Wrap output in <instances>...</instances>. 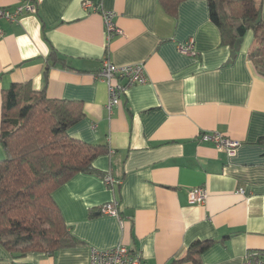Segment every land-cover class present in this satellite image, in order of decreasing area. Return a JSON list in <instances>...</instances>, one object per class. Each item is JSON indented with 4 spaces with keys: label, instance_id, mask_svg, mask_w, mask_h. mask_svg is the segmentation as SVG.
Masks as SVG:
<instances>
[{
    "label": "crops",
    "instance_id": "obj_1",
    "mask_svg": "<svg viewBox=\"0 0 264 264\" xmlns=\"http://www.w3.org/2000/svg\"><path fill=\"white\" fill-rule=\"evenodd\" d=\"M27 1L0 0V10ZM83 1L42 0L36 14L15 23L0 18V120L1 92L13 84L80 103L83 118L68 135L104 146L93 167L119 184L74 176L52 198L80 245L23 258L0 246V264H89L91 250L119 244L143 264H243L246 254L263 253L264 78L248 59L253 33L223 45L206 0L184 1L173 16L158 0H90L114 14L119 33L108 38L101 13ZM251 1L246 10L259 8L264 19V0ZM188 41L194 56L178 50ZM51 51L63 62L47 61ZM103 59L143 65L147 76L110 113L106 86L96 80ZM204 134L239 142L234 157L217 152ZM198 187L207 199L191 205L188 194ZM112 201L120 222L99 212ZM198 241L210 244L194 262H182Z\"/></svg>",
    "mask_w": 264,
    "mask_h": 264
},
{
    "label": "trees",
    "instance_id": "obj_2",
    "mask_svg": "<svg viewBox=\"0 0 264 264\" xmlns=\"http://www.w3.org/2000/svg\"><path fill=\"white\" fill-rule=\"evenodd\" d=\"M184 1L158 0L171 16ZM206 2L209 20L218 29L223 45L233 47L247 32L253 33L255 46L248 59L264 78L260 9L246 10L251 0ZM62 60L54 51L47 58L53 63ZM82 118L80 103L49 99L44 92H33L29 83L13 84L1 92L0 246L14 258L31 253L53 255L80 245L65 226L52 194L78 174L100 175L93 163L106 148L68 135ZM209 244H192L181 261L194 262Z\"/></svg>",
    "mask_w": 264,
    "mask_h": 264
},
{
    "label": "built area",
    "instance_id": "obj_3",
    "mask_svg": "<svg viewBox=\"0 0 264 264\" xmlns=\"http://www.w3.org/2000/svg\"><path fill=\"white\" fill-rule=\"evenodd\" d=\"M41 2L42 0H29L13 9L0 10V18L9 23H15L23 15L36 14ZM82 7L101 13L108 38L115 33H119V30L113 23L114 14L112 12H102L100 10V5H94L90 0H84L82 2ZM2 36L3 31L0 28V39ZM178 50L183 55H195L192 41L179 45ZM96 80L104 83L106 86L108 96L106 109L110 113L112 108L119 105L125 92L133 86L144 85L147 82V76L143 65L116 67L109 60L103 59L96 74ZM202 140L212 143L217 152H223L229 158L234 157L240 145L237 141L219 135L210 136L204 134ZM103 182L105 186L109 188H113L119 184L110 173L104 175ZM239 193L242 194L243 191L239 190ZM188 199L191 205H202L207 199V191L204 187L195 188L189 192ZM99 212L102 215L114 217L118 219L119 222L121 221L118 201H112L102 205L99 208ZM89 264H143V260L138 253H131L127 247L119 244L106 251L91 250ZM243 264H264V252H251L246 254Z\"/></svg>",
    "mask_w": 264,
    "mask_h": 264
}]
</instances>
